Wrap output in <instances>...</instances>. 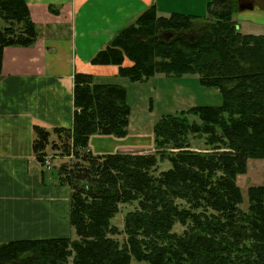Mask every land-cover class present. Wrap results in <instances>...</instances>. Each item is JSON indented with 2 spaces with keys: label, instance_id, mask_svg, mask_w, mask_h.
<instances>
[{
  "label": "trees",
  "instance_id": "1",
  "mask_svg": "<svg viewBox=\"0 0 264 264\" xmlns=\"http://www.w3.org/2000/svg\"><path fill=\"white\" fill-rule=\"evenodd\" d=\"M244 1L251 0H209L201 19L159 16L150 4L91 59L117 65L132 82L197 74L221 93L219 105L160 115L151 151L91 152V135L127 134L130 106L123 85L74 73L71 127L35 125L32 147L39 162L47 147L74 156L58 180L71 188L76 237L2 242L0 264H264V185L247 189L242 208L236 184L248 159L264 158V35L239 31L233 14ZM37 36L26 0H0V73L3 48L31 46ZM192 137H204L206 147L194 149ZM129 203L119 229L112 218ZM119 233L122 241L113 237Z\"/></svg>",
  "mask_w": 264,
  "mask_h": 264
},
{
  "label": "crops",
  "instance_id": "2",
  "mask_svg": "<svg viewBox=\"0 0 264 264\" xmlns=\"http://www.w3.org/2000/svg\"><path fill=\"white\" fill-rule=\"evenodd\" d=\"M207 2L193 0V5L198 3L197 9L204 11ZM26 3L38 30L37 40L31 46H5L1 59L0 242L71 237L74 231L69 220L71 188L58 180L55 168L58 157L51 169H45L32 147L35 125L47 130L71 127L74 73L90 74L97 82L123 85L127 102L129 89L149 80L150 87L167 78H174L171 82L177 80L179 87L187 80L199 83L198 76L186 77L189 73L177 76L155 73L147 80L132 82L119 75L117 65L91 62L121 28L150 4H155L157 14L165 17L173 12L197 17L195 10L172 8L171 0H26ZM251 10L249 14L235 16L241 21L238 29L244 34H261L264 1L256 0ZM130 64L128 59L123 61L124 66ZM147 98L139 96L143 103ZM140 110L134 114L130 109L125 136L91 135L88 143L91 152L153 150L152 129L156 119L144 117L142 107Z\"/></svg>",
  "mask_w": 264,
  "mask_h": 264
},
{
  "label": "rangeland",
  "instance_id": "3",
  "mask_svg": "<svg viewBox=\"0 0 264 264\" xmlns=\"http://www.w3.org/2000/svg\"><path fill=\"white\" fill-rule=\"evenodd\" d=\"M187 1V0H186ZM171 0L172 8H178L177 10H181L182 8H188L189 10H195V14H197L198 18H208L209 14L207 9L205 8L204 11L201 9H197L198 3L193 5V0ZM209 1V0H208ZM253 3L256 0H251ZM264 1V0H263ZM195 9H191L194 8ZM193 12V11H192ZM253 12L251 8H245L243 11H236L233 15V18L236 20L237 24H241V21L237 20L236 18L243 14H249ZM187 14V13H186ZM196 16V15H193ZM236 16V18H235ZM244 30V28H243ZM261 30V29H259ZM261 34L264 35V30L260 31ZM259 34L258 32H254ZM196 74H189L186 77H190L191 79ZM168 80H161L160 84L157 86L155 83L154 86H149V81L145 84H140L138 87L129 89L128 91V104L130 106L131 111L135 114L137 112L140 113V107H142L143 116L157 119L160 115L165 113H176L177 111L183 109H187L193 105H219L222 102V95L217 89L213 88H206L203 85L198 83L196 84L192 82V80H187V82L182 83L181 87L178 86L179 82L176 80L175 82H171L170 79L174 78H167ZM147 80V79H146ZM177 84V85H176ZM149 86V87H148ZM139 96H146L149 97L146 99L145 103L139 100ZM144 104V107H143ZM140 110V111H139ZM131 112V113H132ZM148 118V119H149ZM57 142L59 143V138H57ZM205 138H190V142L194 149H202L205 148L206 145L204 143ZM53 153L58 154V161L55 164V168H59V166L63 163H70L74 161V156L70 155H63L60 151V148H49L46 154ZM168 166L167 162H163L158 166V169H163ZM58 172V170H57ZM236 184L241 189V193L243 196V203L241 204L242 208H246L247 206V189L252 185H264V158H252L247 160V168L244 173L237 175L236 177ZM135 203L129 204H121L118 212L112 218V223L119 227V229L123 226V216L124 213L132 209ZM174 229L178 232L182 230V226L179 224H175ZM72 238L76 237L75 231L71 234ZM113 237L117 238L119 241L124 239V234L119 233L113 235ZM1 242H7V239ZM0 242V243H1ZM132 264H146L145 262H138L136 260H132Z\"/></svg>",
  "mask_w": 264,
  "mask_h": 264
},
{
  "label": "built area",
  "instance_id": "4",
  "mask_svg": "<svg viewBox=\"0 0 264 264\" xmlns=\"http://www.w3.org/2000/svg\"><path fill=\"white\" fill-rule=\"evenodd\" d=\"M57 157H59L58 154H53V153L45 154L43 156V161L41 162V165L45 169H51V167L53 166V160Z\"/></svg>",
  "mask_w": 264,
  "mask_h": 264
},
{
  "label": "water",
  "instance_id": "5",
  "mask_svg": "<svg viewBox=\"0 0 264 264\" xmlns=\"http://www.w3.org/2000/svg\"><path fill=\"white\" fill-rule=\"evenodd\" d=\"M252 8L253 7V1H244L240 3L238 10H243L245 8Z\"/></svg>",
  "mask_w": 264,
  "mask_h": 264
}]
</instances>
